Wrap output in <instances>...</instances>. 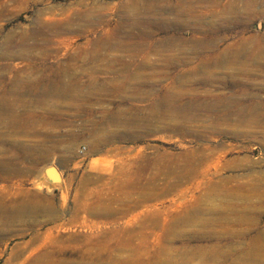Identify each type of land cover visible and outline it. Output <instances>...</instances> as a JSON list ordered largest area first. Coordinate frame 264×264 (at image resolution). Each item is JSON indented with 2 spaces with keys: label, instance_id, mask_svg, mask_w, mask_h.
Instances as JSON below:
<instances>
[{
  "label": "rangeland",
  "instance_id": "1",
  "mask_svg": "<svg viewBox=\"0 0 264 264\" xmlns=\"http://www.w3.org/2000/svg\"><path fill=\"white\" fill-rule=\"evenodd\" d=\"M123 1L0 0V6L4 9L0 16V106L2 108L4 104L11 103L17 121L15 125L8 124L10 117L4 106L0 111V163L9 166L10 171H0V206L5 209L10 205L15 209H28L31 206L30 212H21L7 226L0 227V264H40L39 261H54L55 252L70 258L73 257L70 255L72 252L77 253L78 249L83 248L86 240L89 243L100 242L106 236L112 238L111 244H116L120 234H115L113 238V231L125 228L129 218L94 215L87 209L107 202H110V208L117 206L115 196L121 195V189L117 186L120 181L118 172L119 168H126L122 163L128 162H132L131 168L126 169L131 174V182L142 176L151 181L150 184L153 185L150 186H154V190L164 188V194L156 201V206L163 211V217L170 218L176 212L191 209L211 180L230 176L243 184L241 191L245 202L256 207L255 211L261 208L259 212L263 213L259 227L264 228V0H187L188 7L185 8L187 11L190 9L189 12L193 15L183 19L185 26L181 28L171 25L154 37V42L173 37L178 45L179 42L186 43L184 53L176 45L171 50H162L159 55L149 53L145 61L148 67L144 69L138 67L139 55L128 57L127 52H123V62L129 64L128 68H109L98 62L97 57L93 58L91 64L83 63L82 61L88 62V57L93 54L90 52V44L99 35V30L91 27L86 31L75 25H72L75 32L67 37L72 40L69 41V48H64L62 43L54 41L50 36L47 38L48 42L41 43L42 37L30 32L28 37L34 43L26 36L28 47L22 50V56L3 55L7 50V42L10 41V34L19 36L24 30L36 29V17L40 11L44 12L42 19L46 15L49 18L52 16L48 20H42V23L64 24L70 22L75 11L102 10L105 28L111 29L120 15V8L116 4ZM137 1L140 3L143 0ZM177 1L179 0H167L169 4ZM228 2L234 8L231 12L225 8ZM187 11L184 9V16ZM193 27H199L204 35L193 32ZM202 39L209 43L208 48L199 51L191 48L195 41ZM3 46L6 50H3ZM247 49L251 51V58L242 53ZM218 51L233 53L234 65L202 68L206 70V74L195 69L197 66L201 67L200 62L209 61L208 55H214ZM168 59L172 64L166 70L158 69ZM64 70L71 71L70 78L74 77L75 84L86 83L84 91L80 93V98L84 99L65 100L55 96L50 99L29 93L35 86L41 85L36 83L37 80L46 77L50 80L58 79L59 73ZM153 71L162 76L167 75L168 79L160 78L154 86L156 91H148L147 88L148 92L145 90V94L142 92L137 96V89H134L136 82H133L137 81L136 75L145 73L148 77L146 82L151 83L153 81L149 79V74ZM181 71L186 76L181 81L177 80L176 84L173 83V88V77L176 73L181 74ZM135 72L137 74L133 75ZM129 75H133V78L129 85L126 83L121 86V93L111 88L108 93L103 89L98 90L101 85L110 86L112 82L121 80L122 77L128 78ZM26 79L34 82V86H30ZM15 82L26 93L23 96L5 95L6 90ZM165 85L173 92H179L183 101L198 99L201 102L205 99L210 101V96H232L244 106L237 109L251 106L252 109L258 108V111L250 113L251 121L248 119L246 122H239L231 116L224 122L219 119L224 114L223 110L201 111L199 117H196L199 113L190 110H185L184 113L179 109L168 110L160 104H152L162 96ZM84 95L90 100L86 101ZM167 110L172 111L170 115L174 118L167 115ZM191 115L194 117L191 118ZM96 139L102 141L97 152L90 148ZM203 148L204 156L199 153ZM184 153H188L187 156ZM199 155L203 156L201 160ZM186 158H197L196 166L201 163L203 168L202 178L193 176L188 182L172 190L175 178L169 175H175L176 173L171 172L175 169V164L179 165ZM227 161L232 164L224 168ZM153 165L160 169L163 165L165 169L169 168L167 172L164 169L168 175L163 172L164 177H161L160 170L156 171ZM49 172H54L53 178H48L51 175ZM154 173L159 174V177H154ZM144 182L145 180L142 181ZM39 183H42L40 189L36 187ZM255 193L256 199H261V202L253 199L256 197ZM149 204H155V200L149 201ZM142 210L143 207L138 206L132 211L138 214ZM190 226L185 229H198L197 226ZM207 241L193 238L192 243L198 247L207 244ZM219 241L224 242V239ZM148 248V253L154 252L152 246ZM43 250L47 252L46 255ZM124 253L121 252L123 256L127 254ZM161 259H164L163 256Z\"/></svg>",
  "mask_w": 264,
  "mask_h": 264
},
{
  "label": "bare ground",
  "instance_id": "2",
  "mask_svg": "<svg viewBox=\"0 0 264 264\" xmlns=\"http://www.w3.org/2000/svg\"><path fill=\"white\" fill-rule=\"evenodd\" d=\"M187 3H188L187 0L186 1L179 0L175 4H169L167 0H143L140 3L137 0H124L123 2L116 4V6L120 8V15H119L118 20L115 22L114 27L111 29L105 28L106 21L102 17L103 15L102 10L95 9L92 12L91 10L87 12L88 9H86L87 13L85 11L84 12L79 11V10L75 11L73 14V18L69 20L70 22L68 21L69 23L66 22L64 24L42 23L41 22L42 20L43 21L48 20L52 16L49 18L46 15L45 19H42L44 12L40 11L36 17L38 20V25L34 27L36 29L35 30H32V29L24 30V32H22L23 34H20L19 36L10 34V37L8 38L10 39V41L8 40L9 42H7V46H6L7 50L4 49L5 46L2 47L3 50H6V52L3 55L5 56L10 55L9 57L22 56L21 55L22 50H25V48L28 47V45L26 44L27 43L26 36L27 38L31 39L30 37H28L29 35L28 33L30 32L35 33L39 35L40 37H42L41 40L43 42L41 43L48 42L47 38L48 36H50L54 38V41L62 43L64 45V48H69L71 45L69 41H72V40H70L67 37L69 36V34L71 35L73 32H75L72 30V25L73 27L75 25V26H79L82 29H86V31L90 30L91 27L93 29L99 30V35L94 37L92 40V44H90L92 45V47L90 48V52L93 53V54H90L92 58L91 56L88 55L89 56V57L87 56L88 62L82 61L83 63L91 64L93 63V58L97 57L98 62L108 65L109 68H114V67H118L120 69H122V67L128 68L129 64L127 62H123V52H127L129 54L128 57L132 55H139L138 58H140V64L138 67L144 69V67H148L145 64V61L149 53H154V54L159 55V53H161L162 50H171L172 48H174L175 45L178 47V49L180 50L182 54L184 53V50L186 49V43L179 42L180 44L178 45V43L175 42V39L173 37L165 38V40L159 39L156 42H154L155 40L154 37L157 35V33L163 30L165 31L166 29H168V27H171V25L172 26L174 25L176 27L181 26V28L182 26H185L184 25L185 21L183 19L191 18V16L193 15L192 12H189L190 9L189 11H187L188 9L185 8V6L188 7ZM225 8H226V11L228 12H231L234 10L233 5L232 4L229 5V2ZM2 9L3 7L0 6V16H2V11L4 10ZM184 9L188 12L187 15L185 16H184ZM60 15L61 17L63 16L62 14ZM192 31L195 33H198L199 35H204V33L201 32L199 27H193ZM203 40L204 39H202L201 41H198V40L195 41V43L191 45V48L197 51L208 48L209 43L203 42ZM30 41H33L34 43V40L31 39ZM42 45H45V44H42ZM226 51H218L217 53H214V55H208L209 61L200 62L201 67L197 66V68L195 69H200L202 73L206 74V70H202V68H206V69L211 68V67L219 68V67L231 66L232 64L234 65L233 62L235 60V57L233 53L229 54ZM250 52L251 51L247 49L242 53L245 57L249 56V58H251ZM113 53L119 54V55H112ZM197 55H199V53H197ZM253 56L254 55L252 54V58ZM170 64H172V62L171 60L168 59L167 61L164 62V64L159 65L160 68L158 69L166 70L170 66ZM154 66L156 65L154 64ZM70 72L71 71L69 70L68 72L67 70L61 71V73H59L58 75L59 78L58 79L54 78L55 80L47 79V77L46 79H43V80H37L36 83H41V85L35 86L34 90L32 89L29 93H33V95L37 97L38 96L46 97V98L49 97L50 99L51 97H54V96L61 98V99H65V100H70V99L72 100V98H75V99L80 98V93H82L81 91L84 89L83 87L86 86V83L85 84L79 83L80 85L78 83L75 84L74 77L70 78ZM135 74L137 73L136 72L133 73V75ZM147 74H148V71H147ZM133 75H129L128 78L127 76L126 78L122 77L123 79L117 80L116 82H112L110 86L101 85V87L98 88V90L100 91L103 89L102 91H104L105 93H108L109 91H111L109 88H111L115 90L116 92L121 93L122 92L121 86L123 84H126V83L128 84L129 82H131L130 80H132ZM149 75H150L149 79L153 81L151 83L146 82L148 77L145 73L140 72L138 75H136L135 78L137 79V81H133L134 83L136 82V84L135 86L133 84L132 85L134 86V89L135 88L137 89V92H135L137 96L138 94L141 95L142 92L144 93V91L147 88H148V91L155 90L154 86L156 85V83L158 82L160 78L162 79L164 78V80L168 79L167 75L162 76L159 72L153 71V73ZM184 76H186V73H184L183 71H181V74L176 73L173 77L172 86H173V83H175L177 80L181 81ZM27 80L28 79H26V81ZM77 81H80V80L77 79ZM28 83L30 84V86L31 85L32 87L34 86V84H32L34 82L29 81ZM19 85L20 84H17L15 82L10 87L9 90L8 89L6 90L5 95L7 94L8 95L9 94L19 95L20 94L23 96L26 93V91L22 90L23 87L22 88L18 87ZM123 87H125V85ZM43 88L45 90L42 91ZM130 88L133 89L132 87ZM94 90L95 89H93V91ZM162 90H163L162 96L159 97L158 99H155V102H153L152 104H155L157 106H159L160 104L162 105V108H165L168 110L169 109H172V110L179 109V111H183V113L185 110H190L194 113H199L197 114V116L195 115L196 117H199V115L201 116L200 114L201 111L205 112V111H209L213 109L216 112L217 111L219 112V110H221L220 112H222V110L224 111V114L220 115L219 117V119H221L224 122L228 121L231 118V116L235 117V120L239 122H242V121L246 122L250 118V113H255L256 111H258L257 110L258 108L252 109L251 106H247L248 108L237 109V108H242L244 106H242L243 105L242 103L236 102V98H233L232 96L228 98L223 97V96L221 97L219 95H218L219 97L217 98H213V96H210L211 100L208 97L210 101H206V99L204 98L205 101H201V102L200 101L198 102L197 101L198 99L197 100L195 99L192 101H183L180 98L182 96L178 94L179 92L177 91L173 92L171 88H168V85H165V87H163ZM148 91L146 90V92ZM85 98H86V101L90 100L89 97L87 96ZM80 99H84V98H80ZM10 104H7V105L4 104L2 108L0 106V111L3 110L5 106L4 109L8 111L9 117H10L8 124L12 123L15 125V123L17 122L15 120L16 115H14L15 113L13 114L14 110H12V107L10 106ZM12 105L14 104L12 103ZM64 106L69 107L68 105H64ZM262 107L264 108V106ZM168 110L167 112L166 111L165 112L169 113L167 114L169 116L170 113H172V111L168 112ZM174 113L175 112L173 111V114ZM171 116L172 115H170V117ZM174 116L176 117V115ZM186 116L189 117L188 115ZM114 117L115 116H113V118ZM161 117L162 116H160V118ZM170 117H168V119ZM193 117L191 115V118ZM171 118H174V117H171ZM184 120H185V117H184ZM188 120L186 119V121ZM258 120L259 119H257V121ZM249 121L251 120L249 119ZM245 122H243V124L246 125ZM252 125L254 124L252 123ZM11 127H15V126H11ZM96 140L97 141L94 140L95 142H92L93 144L90 146V148L97 152L101 146L100 144L102 141H98V139ZM199 151H200L199 153L204 156V148ZM187 154L185 155L184 153L185 156H187ZM202 157L200 156L199 160H201ZM196 159L197 158L195 159L186 158L185 159L186 161L183 160V162H180L179 165L175 164L176 167L175 169L172 168L173 171L171 172L176 173V174L174 175L172 173L173 174L172 176L170 173L169 175L171 176V178L172 177L175 178V181L172 184V187H173L172 190L182 185V183L188 182V180H190L191 177L193 176L195 177L199 176L202 178L201 174L203 173V168H201V163H200V166L199 165L196 166ZM231 164L229 161H227L223 167L224 168L230 167ZM124 165L126 168L122 169L121 167L119 168V172H118V174H120V181H119V184H117V186H119V188L121 189L122 196L121 195L115 196V203L117 204V206L110 208V202H107V203H98L94 205L91 209H87V211L91 212L94 215L104 214L106 215V217H110L114 215V218H118L121 216L129 218L128 221L126 222L127 225L125 226V228H119L116 231L115 230L113 231V238L115 234L116 235L120 234L118 235L119 238L117 239L116 244H113V243L111 244L112 238L110 236L103 237L104 239H102L100 242L95 241L93 243H89L87 242L88 240H86L83 243V248H81L80 250L78 249L77 253L72 252L70 254L73 257L66 258V257H63L62 254H60L59 252H55L53 254L55 256V259L52 258L54 261L44 260L42 263L41 261H39L40 264H190V263L191 264L192 263L193 264L195 263L196 264H209V263L211 264H264V228L259 227V224L262 221L261 214L263 212H259L261 208H258V207H257L258 211H255L257 210L255 209L256 207H254L250 203L254 207L253 209L252 206L249 205V203L247 204V201L245 202L246 199H244L245 197L241 191V189L244 186L243 184L237 182L236 178L230 177V176H224V177L221 176V177H218L217 179H214L213 181L211 180V182H209V184L206 185V187L204 188V192L201 193L197 197L191 209L187 208V209L181 210L178 213L177 212L174 213L170 218H167V217H163V211H161L159 206H156L157 199L159 198V196L163 195L165 192L164 188L163 190L162 188L154 190V186H150V185H153V184H150L151 181L149 179H144L142 176L141 177L136 176L137 178L134 179V182L133 181L131 182V179H132L130 178L131 174L129 173V171H126V169L129 170V168H131L132 162H128L127 164L122 163V166ZM153 166L155 167L156 171L158 169L160 170V172L159 170L158 172L161 175V177L162 176L164 177L165 170L167 172V170L169 169V168L165 169L164 165L161 167V169L158 168L157 165H153ZM158 166H159V163H158ZM0 171L9 172L10 168L9 166H6L4 163H0ZM49 173L51 175L47 174L48 178L49 177L53 178L54 172H49ZM159 174L154 173V177H159ZM143 180H145L144 183H142ZM152 182L154 181L152 180ZM41 185L42 183H39L37 184L36 187L40 189ZM245 186H247V183ZM251 186H254V185L252 184ZM258 187H260V185ZM246 188L247 187H245V190H247ZM250 188L251 187H249L248 189L250 190ZM256 198H257V195L253 199L257 200ZM151 200H155V204H149V201ZM247 200H249V198ZM260 200H257V201L259 202ZM10 206L11 207L9 208L7 207L6 209L0 206V227L7 226L11 222V220L14 219L16 215L21 214V212L28 213L31 211L30 209L31 206L28 209H22V208L15 209L13 205H10ZM138 206H142L143 210L137 214V213H134L132 210ZM44 210L45 209H41V211H44ZM190 225L197 226L198 229L196 231H194L196 229L195 227L193 228L194 230H190L189 228L185 229V227L190 226ZM138 238H140V241H137ZM193 238L194 239H199V238L207 239L208 241H207V244L199 245L197 247V246H194V243H192ZM220 239H224V242L219 241ZM63 242H66V241H63ZM149 246H152L154 248V252L148 253L147 248ZM122 251L127 254L123 256L121 254ZM46 253L47 252H45V255ZM62 253H63V250H62ZM48 254H50V252H48ZM162 256L164 259H161Z\"/></svg>",
  "mask_w": 264,
  "mask_h": 264
}]
</instances>
